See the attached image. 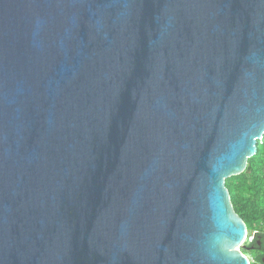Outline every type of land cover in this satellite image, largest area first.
Returning <instances> with one entry per match:
<instances>
[{
    "label": "water",
    "instance_id": "obj_1",
    "mask_svg": "<svg viewBox=\"0 0 264 264\" xmlns=\"http://www.w3.org/2000/svg\"><path fill=\"white\" fill-rule=\"evenodd\" d=\"M263 136L264 0H0V264H251Z\"/></svg>",
    "mask_w": 264,
    "mask_h": 264
},
{
    "label": "trees",
    "instance_id": "obj_2",
    "mask_svg": "<svg viewBox=\"0 0 264 264\" xmlns=\"http://www.w3.org/2000/svg\"><path fill=\"white\" fill-rule=\"evenodd\" d=\"M226 186L234 208L248 228L242 251L252 257L251 264H264V136L245 171L227 178Z\"/></svg>",
    "mask_w": 264,
    "mask_h": 264
},
{
    "label": "rangeland",
    "instance_id": "obj_3",
    "mask_svg": "<svg viewBox=\"0 0 264 264\" xmlns=\"http://www.w3.org/2000/svg\"><path fill=\"white\" fill-rule=\"evenodd\" d=\"M250 240L252 239V237L249 238ZM245 244V243H244ZM250 259L252 258L250 255H247Z\"/></svg>",
    "mask_w": 264,
    "mask_h": 264
},
{
    "label": "built area",
    "instance_id": "obj_4",
    "mask_svg": "<svg viewBox=\"0 0 264 264\" xmlns=\"http://www.w3.org/2000/svg\"><path fill=\"white\" fill-rule=\"evenodd\" d=\"M248 237V236H247Z\"/></svg>",
    "mask_w": 264,
    "mask_h": 264
}]
</instances>
